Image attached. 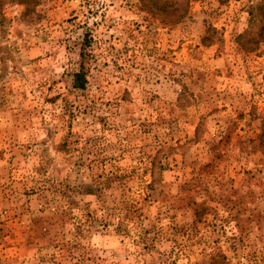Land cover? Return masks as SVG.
Here are the masks:
<instances>
[{"label":"rangeland","instance_id":"1","mask_svg":"<svg viewBox=\"0 0 264 264\" xmlns=\"http://www.w3.org/2000/svg\"><path fill=\"white\" fill-rule=\"evenodd\" d=\"M157 1L0 0V264H264V0Z\"/></svg>","mask_w":264,"mask_h":264},{"label":"trees","instance_id":"2","mask_svg":"<svg viewBox=\"0 0 264 264\" xmlns=\"http://www.w3.org/2000/svg\"><path fill=\"white\" fill-rule=\"evenodd\" d=\"M144 4V0H141ZM165 3H160L159 1L157 0H148V3L144 4L145 7H147L148 9H154V8H159V6H164ZM182 15L181 14H178L176 15V17H174V19H172L173 21H176L178 20L179 18H181ZM83 72H80V73H77L74 75L75 79H74V85L75 86H80V83L79 81H85L84 77L82 76Z\"/></svg>","mask_w":264,"mask_h":264}]
</instances>
